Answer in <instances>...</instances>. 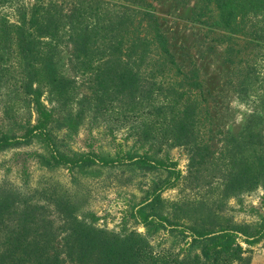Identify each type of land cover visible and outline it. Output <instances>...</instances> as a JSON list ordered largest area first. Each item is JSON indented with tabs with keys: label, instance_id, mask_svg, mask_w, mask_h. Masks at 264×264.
Masks as SVG:
<instances>
[{
	"label": "rangeland",
	"instance_id": "obj_1",
	"mask_svg": "<svg viewBox=\"0 0 264 264\" xmlns=\"http://www.w3.org/2000/svg\"><path fill=\"white\" fill-rule=\"evenodd\" d=\"M134 1L0 5L10 24L19 6L42 5V34L29 36L25 51L16 34L2 42L0 25V131L24 135L39 99L54 114L49 131L63 154L177 162L180 178L159 194L156 212L190 227L234 229L242 250L227 264H264V239L242 241L264 214V15L241 16L230 30L209 0H144L153 17ZM154 18L176 67L154 46L142 48ZM35 154H47L38 139L0 150V264H104L92 244L130 232L148 240L156 264H202L198 251L185 257L181 236L129 218L166 171L71 172L44 167Z\"/></svg>",
	"mask_w": 264,
	"mask_h": 264
},
{
	"label": "trees",
	"instance_id": "obj_2",
	"mask_svg": "<svg viewBox=\"0 0 264 264\" xmlns=\"http://www.w3.org/2000/svg\"><path fill=\"white\" fill-rule=\"evenodd\" d=\"M16 0H0V5L7 4ZM216 4L221 13V21L224 26L233 30L237 19L247 14H263L264 0H209ZM144 0H136L137 13L142 11ZM4 6V5H3ZM17 23L10 24L7 15H0V25L2 26V42L7 43L11 35L18 36L19 49L25 51L29 46V36L41 35L39 26L41 25L40 3L26 4L18 7ZM145 9L143 8V12ZM147 16L153 15L146 11ZM146 17V16H145ZM10 24V25H9ZM149 33L151 38L143 40L147 42L144 46H154L160 52V56L165 58L169 65L177 66V62L172 55L169 44L157 20L149 24ZM33 30V31H32ZM138 28L135 30V32ZM14 33V34H13ZM36 38V39H37ZM145 47V48H146ZM36 112L38 114L37 123L32 127H25V134L22 136L13 135L8 132L0 131V150H5L22 143L38 139L46 144L47 154H35L34 157L38 162L47 168L64 167L74 172L97 170L96 168L114 169L122 166H134L138 169L146 170H164L168 176L165 180L160 181L155 186V191L148 199L141 204L130 209L129 218L134 219L136 223L148 227L149 230L159 231L161 229L168 233H175L183 238L185 246L182 251L185 257L190 259L194 252H199V258L202 264H227L239 254L242 250L239 243L238 233L234 229L220 228L205 229L200 227H190L170 220L168 217L156 212L155 201L159 199V194L176 182L181 175L178 169V163L175 161H166L150 153H132L120 151L113 156L103 155L96 152H89L69 156L63 154L55 147L50 135V127L56 119L52 111L40 102L35 101ZM70 130L75 132L78 124L71 120L68 123ZM242 241L249 245L257 244L264 239V214H260V223L254 231L242 232ZM92 251L98 250L104 264H156L157 258L153 256L150 250L148 240L136 232H130L125 236H116L109 244H92ZM160 260V259H159ZM41 264H59L53 257L46 258Z\"/></svg>",
	"mask_w": 264,
	"mask_h": 264
}]
</instances>
